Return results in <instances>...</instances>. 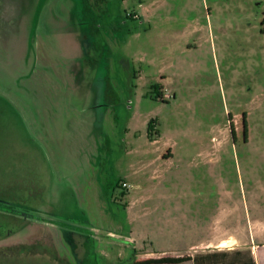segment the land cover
Returning a JSON list of instances; mask_svg holds the SVG:
<instances>
[{
  "label": "rangeland",
  "instance_id": "374dc122",
  "mask_svg": "<svg viewBox=\"0 0 264 264\" xmlns=\"http://www.w3.org/2000/svg\"><path fill=\"white\" fill-rule=\"evenodd\" d=\"M229 236L264 241V0H0V264Z\"/></svg>",
  "mask_w": 264,
  "mask_h": 264
},
{
  "label": "crops",
  "instance_id": "0c3cea01",
  "mask_svg": "<svg viewBox=\"0 0 264 264\" xmlns=\"http://www.w3.org/2000/svg\"><path fill=\"white\" fill-rule=\"evenodd\" d=\"M131 238V237H130ZM263 249V250H262ZM264 241L258 242L255 239L250 241L242 240L238 237H221L216 240H208L200 245L192 244L184 250H159L156 253H145V259L160 257L164 255L180 256L189 255L192 258L196 254H208V264L210 258H221L225 264H242L244 261L253 260L255 264H264ZM223 262V263H224Z\"/></svg>",
  "mask_w": 264,
  "mask_h": 264
},
{
  "label": "trees",
  "instance_id": "16d2710c",
  "mask_svg": "<svg viewBox=\"0 0 264 264\" xmlns=\"http://www.w3.org/2000/svg\"><path fill=\"white\" fill-rule=\"evenodd\" d=\"M157 87V85H155ZM245 123V130H244V137L247 138V128H246V121L244 119ZM153 129V120H150L148 124V130L149 134H151V130ZM231 133L233 137H235V130L233 127V124L231 125ZM124 181L117 182L116 186L120 187L121 190V196H125L127 193L125 192L126 186L123 185ZM105 192H107L108 187L106 185L103 186ZM117 196L116 198H118ZM126 208L127 204H123ZM24 246H26V243H22ZM29 244V243H27ZM137 255V251L134 250V257ZM209 262H212V264H225L227 262H224L221 260V258H210ZM224 262V263H223ZM181 263H188V264H208V254H196L193 258L189 255H180V256H172V255H164L160 257H151L140 261H135L133 259L132 264H181ZM242 264H255L253 260L251 261H244Z\"/></svg>",
  "mask_w": 264,
  "mask_h": 264
},
{
  "label": "flooded vegetation",
  "instance_id": "af4514ba",
  "mask_svg": "<svg viewBox=\"0 0 264 264\" xmlns=\"http://www.w3.org/2000/svg\"><path fill=\"white\" fill-rule=\"evenodd\" d=\"M79 50H81V48L80 47H78V51ZM84 53V51H82V52H79L78 54L79 55H82ZM78 54L76 53V55H75V57H74V60L76 59V57H78ZM233 127H234V125H233ZM235 133H236V131H235ZM235 137H236V134H235ZM27 245V244H26ZM11 246H16V244H13V245H11ZM18 246H20V245H18Z\"/></svg>",
  "mask_w": 264,
  "mask_h": 264
},
{
  "label": "built area",
  "instance_id": "2783aa9c",
  "mask_svg": "<svg viewBox=\"0 0 264 264\" xmlns=\"http://www.w3.org/2000/svg\"><path fill=\"white\" fill-rule=\"evenodd\" d=\"M123 185L127 187V183L126 182H124Z\"/></svg>",
  "mask_w": 264,
  "mask_h": 264
}]
</instances>
